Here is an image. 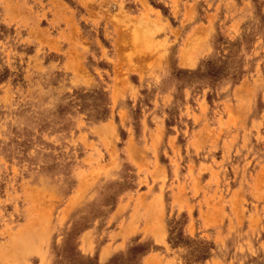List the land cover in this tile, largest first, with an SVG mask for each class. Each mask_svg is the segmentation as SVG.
<instances>
[{"label":"rangeland","instance_id":"obj_1","mask_svg":"<svg viewBox=\"0 0 264 264\" xmlns=\"http://www.w3.org/2000/svg\"><path fill=\"white\" fill-rule=\"evenodd\" d=\"M0 264H264V0H0Z\"/></svg>","mask_w":264,"mask_h":264}]
</instances>
